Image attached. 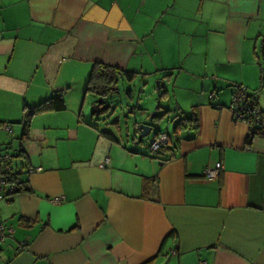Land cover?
Returning a JSON list of instances; mask_svg holds the SVG:
<instances>
[{
    "label": "crops",
    "instance_id": "obj_1",
    "mask_svg": "<svg viewBox=\"0 0 264 264\" xmlns=\"http://www.w3.org/2000/svg\"><path fill=\"white\" fill-rule=\"evenodd\" d=\"M0 34V143L22 147L25 188L0 203L14 229L0 264H264V138L234 119L232 98L177 102L198 106L200 128L164 162L110 142L85 115L95 62L174 87L183 76L231 97L236 83L256 91L264 0H0ZM55 92L66 109L35 116L21 142L25 105Z\"/></svg>",
    "mask_w": 264,
    "mask_h": 264
},
{
    "label": "rangeland",
    "instance_id": "obj_2",
    "mask_svg": "<svg viewBox=\"0 0 264 264\" xmlns=\"http://www.w3.org/2000/svg\"><path fill=\"white\" fill-rule=\"evenodd\" d=\"M201 79H198L197 82H189L184 81L183 76L180 78L178 85L174 87V81H168L166 86L161 89L168 90L170 92V99L160 98L157 90V81L158 79L148 78L146 80H142V78H136L133 82L129 83L125 79H121L119 82V92L114 96L108 99L109 105L111 106L110 112L106 115L96 116L94 117V123L98 125L101 129L113 130L115 135L117 136L120 143H122L127 151L131 152V149L137 150L140 155L144 154L149 157H153L155 151L151 148V143L153 141V135H150L144 138L142 141H139V136H137L134 128L135 120H142L144 122L147 121L148 116L159 113L162 111V108H169L173 111L171 119L165 118L161 122L156 123L155 130L159 129L162 132H167L171 138H173V128L175 126V121L172 120L174 118L177 102H181L188 106L191 100L203 99V97L210 98V93L217 92L222 94L223 97H226L229 100L232 98L229 92H225V89L221 90L218 87L216 90L212 87L208 89L207 87H201ZM264 89L263 85L257 89V93L260 96L261 91ZM131 90L133 93V97L130 99L128 95V91ZM224 91V92H223ZM250 91H253L250 89ZM86 95V105H85V115L90 117L92 116V108L91 105L92 100L98 99L93 94H85ZM227 95V96H226ZM169 99V100H168ZM160 102L161 109L158 108ZM187 112V111H186ZM40 115V114H37ZM36 115V116H37ZM35 117V116H34ZM116 119H119L120 127L117 128L116 125H107L106 123H110ZM18 127V126H17ZM16 134V133H15ZM17 135V134H16ZM137 136L136 142L135 137ZM17 146V141L15 140V147ZM12 150V149H11ZM13 151V150H12ZM137 154V153H136ZM20 157H16L14 159L15 164L20 162Z\"/></svg>",
    "mask_w": 264,
    "mask_h": 264
},
{
    "label": "trees",
    "instance_id": "obj_3",
    "mask_svg": "<svg viewBox=\"0 0 264 264\" xmlns=\"http://www.w3.org/2000/svg\"><path fill=\"white\" fill-rule=\"evenodd\" d=\"M138 76H139L138 72L128 71V70L123 71L119 69L118 67L111 66L103 62H95L91 70L90 76L88 78L87 86H86V94L88 93L93 94L98 99L94 100L92 116H91V120L89 121V124L91 123L92 125H94V127L98 130L100 136L106 138L112 143H118L120 141L118 140L113 130L101 129L100 127H98V125L94 123V117L106 115L110 112L111 106L109 105L110 103L108 102V99L119 92V82L121 79H125L129 83H131ZM171 76L172 74H168V75H165L164 78L170 79ZM261 78H262V85L264 86V67L261 68ZM162 81L164 80H161V82ZM239 86H242V84H237V83L233 84V88H234L233 93ZM161 89L159 90V97L167 98L168 90L161 91ZM250 93L255 99L256 105L258 104L259 106L257 91H250ZM128 95H129V98L132 97L131 90L128 91ZM101 101H105V102L101 103ZM231 102H232V99H231ZM159 108L161 109L162 107L159 105ZM65 109H66V103L64 101L62 92H55L51 98L46 99L45 101L35 106L25 105L24 116H23V121H22L23 131L20 137L21 142H25L30 137V128H31V123H32V119L34 118V116H36L37 114L48 112V111H53V110L62 111ZM175 111L176 112L174 114V118H172V120L175 121V126L173 128V138H171L167 132H162L159 129H156L158 132L157 135L153 136V139H154L161 133L167 134V142L164 145H162L157 151H155V154L153 155L154 158L161 160V162L167 161L174 156L172 152L175 151L174 149L178 146V143L181 140L182 134L184 132L197 133L200 128V118H199V112H198L197 105L193 106L191 108V111L187 113L182 112V111H177V110ZM260 111H261L260 113L261 116L264 117V114L261 108H260ZM172 114H173V111L170 110L169 108H166V109L162 108L161 112L156 113L154 122L156 123L161 122L165 118L171 119ZM80 120L84 122L83 113H80ZM106 124L108 126L116 125L117 128L120 127L119 119H116ZM0 125L6 126V123L0 122ZM134 128H135V132L137 133L136 124H134ZM134 137H135V142H136L137 136L135 135ZM138 142H140V139ZM11 149L12 148H10V150ZM18 152L19 153L17 154L16 151H13L14 154H17L20 156L22 152V147H20V150H18ZM17 155H15V158L17 157ZM14 165H15V161H14ZM16 171H17V175L19 174L21 175L22 172H19L17 168H16ZM151 180L152 179L146 178L145 183H144V193L142 197L149 196L150 190L152 189ZM24 189L25 188L22 187L18 191H22ZM23 221L25 223L30 222L28 219H23ZM150 262H152V259L145 264H149Z\"/></svg>",
    "mask_w": 264,
    "mask_h": 264
},
{
    "label": "built area",
    "instance_id": "obj_4",
    "mask_svg": "<svg viewBox=\"0 0 264 264\" xmlns=\"http://www.w3.org/2000/svg\"><path fill=\"white\" fill-rule=\"evenodd\" d=\"M1 37V34H0ZM214 97L215 94H212ZM230 110L236 121L245 122L249 126L250 137L264 138V117L261 116L260 107L256 105V101L251 95L246 86H239L232 95V102ZM10 130L9 126L5 127ZM167 142V134L161 133L155 137L151 143V148L157 151L162 145ZM15 154L8 148V146L0 143V203L5 200L9 195L18 192L20 189V179L14 165ZM109 158L104 163L100 164L101 168H105ZM42 167L35 170L40 171ZM222 169V163H216L214 167L208 166L204 170V177L208 180L216 179ZM32 171V170H31ZM30 171V172H31ZM60 197L54 200L60 201ZM14 229L5 224L0 218V244L5 243L6 240L12 237ZM174 252V251H173ZM201 264H206L202 261Z\"/></svg>",
    "mask_w": 264,
    "mask_h": 264
},
{
    "label": "water",
    "instance_id": "obj_5",
    "mask_svg": "<svg viewBox=\"0 0 264 264\" xmlns=\"http://www.w3.org/2000/svg\"><path fill=\"white\" fill-rule=\"evenodd\" d=\"M157 90H158V94H159V90L162 88V87H165L166 86V81H157ZM102 102H105V101H101ZM159 105H160V102H159ZM159 105H158V108H159ZM155 115L156 113L148 116V119L146 122L144 121H139V120H135V124L137 125V136H139V139L140 141H142L144 138L150 136V135H153V136H156L157 135V130H155V125H156V122H154V119H155ZM168 262V259L166 261V263ZM165 263V264H166Z\"/></svg>",
    "mask_w": 264,
    "mask_h": 264
}]
</instances>
